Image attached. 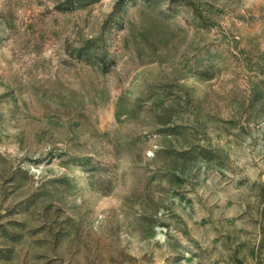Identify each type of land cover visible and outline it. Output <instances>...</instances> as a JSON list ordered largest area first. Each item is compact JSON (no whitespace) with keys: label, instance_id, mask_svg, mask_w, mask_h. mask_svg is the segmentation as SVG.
<instances>
[{"label":"rangeland","instance_id":"rangeland-1","mask_svg":"<svg viewBox=\"0 0 264 264\" xmlns=\"http://www.w3.org/2000/svg\"><path fill=\"white\" fill-rule=\"evenodd\" d=\"M0 264H264V0H0Z\"/></svg>","mask_w":264,"mask_h":264}]
</instances>
